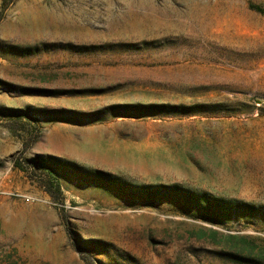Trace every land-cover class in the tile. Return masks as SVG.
I'll list each match as a JSON object with an SVG mask.
<instances>
[{
    "label": "rangeland",
    "instance_id": "obj_1",
    "mask_svg": "<svg viewBox=\"0 0 264 264\" xmlns=\"http://www.w3.org/2000/svg\"><path fill=\"white\" fill-rule=\"evenodd\" d=\"M251 4L0 0V264H264Z\"/></svg>",
    "mask_w": 264,
    "mask_h": 264
},
{
    "label": "trees",
    "instance_id": "obj_2",
    "mask_svg": "<svg viewBox=\"0 0 264 264\" xmlns=\"http://www.w3.org/2000/svg\"><path fill=\"white\" fill-rule=\"evenodd\" d=\"M251 9L261 13V14H264V8L260 5H256V4H251L250 5ZM165 107H167L168 109H185L184 106L182 107H179V106H174L173 107H170V106H165V105H151V106H148V107H136L134 108L136 111H138L140 114H143L145 115L146 113L148 112H151L152 109H154L153 111H157V110H163L165 111ZM115 108H119V107H115ZM131 108V107H130ZM2 111V115H5L6 117H18V118H23V112L21 110H1ZM170 111V110H169ZM167 112V111H166ZM25 115H29L31 117H34L33 115L29 114V113H25ZM37 162V167L41 168L43 170V172L46 174V176H48L49 178H51V181H50V184L51 186L53 187V190L58 193V194H61V185H60V182L57 180L56 178V175H55V170H54V167L49 163L48 160H46L45 158L43 157H39L35 160ZM17 167H21L20 169H24V167L20 166H17ZM206 201H210L209 198H205ZM79 247H85V244L88 245V246H96V245H99V244H106V242L104 241H101V240H88V241H85L84 244H81V243H77ZM113 246V245H112ZM127 258L125 257L124 259L127 261V262H130V263H133V262H137V259L135 257H133L131 254H126ZM227 256L229 258H232V257H239V259L237 260H241V261H246L248 263H257V260H255L254 258L252 257H240L239 254H234V253H229L227 254ZM255 261V262H254Z\"/></svg>",
    "mask_w": 264,
    "mask_h": 264
},
{
    "label": "bare ground",
    "instance_id": "obj_3",
    "mask_svg": "<svg viewBox=\"0 0 264 264\" xmlns=\"http://www.w3.org/2000/svg\"><path fill=\"white\" fill-rule=\"evenodd\" d=\"M44 12L47 13L45 10H44ZM52 17H53V16H52ZM59 18H61V20L64 21V22H66L67 24H69L70 22H72V20H71L69 17H62V16H61V17H59ZM59 18H58V19H59ZM24 20H26V17L24 18ZM39 20H41V19H39ZM43 20H44V19H42L41 21H43ZM56 20H57V18H56ZM61 20H60V21H61ZM57 21H58V20H57ZM58 22H59V21H58ZM61 23H62V22H61ZM76 25H77V24H76ZM76 25L74 24L73 26H76Z\"/></svg>",
    "mask_w": 264,
    "mask_h": 264
}]
</instances>
